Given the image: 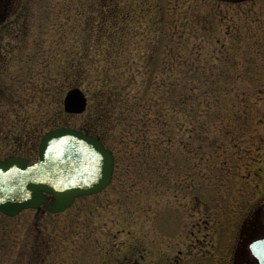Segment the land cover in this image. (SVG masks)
I'll use <instances>...</instances> for the list:
<instances>
[{"label":"rangeland","instance_id":"obj_1","mask_svg":"<svg viewBox=\"0 0 264 264\" xmlns=\"http://www.w3.org/2000/svg\"><path fill=\"white\" fill-rule=\"evenodd\" d=\"M73 88L82 114L65 111ZM61 127L102 139L113 181L63 213H0V264H249L235 250L264 204V0H3L0 160L37 161Z\"/></svg>","mask_w":264,"mask_h":264},{"label":"water","instance_id":"obj_2","mask_svg":"<svg viewBox=\"0 0 264 264\" xmlns=\"http://www.w3.org/2000/svg\"><path fill=\"white\" fill-rule=\"evenodd\" d=\"M87 105L80 88L68 91L64 99L68 114H82ZM114 169V154L100 140L73 128L50 131L42 138L39 161L20 156L0 160V212L15 217L42 206L53 214L65 212L78 197L103 192L113 180ZM251 250L258 264H264V239Z\"/></svg>","mask_w":264,"mask_h":264},{"label":"flooded vegetation","instance_id":"obj_3","mask_svg":"<svg viewBox=\"0 0 264 264\" xmlns=\"http://www.w3.org/2000/svg\"><path fill=\"white\" fill-rule=\"evenodd\" d=\"M2 1L3 0H0V2ZM7 15H8V10H5V13L2 14L1 16L4 19H6ZM245 223L246 221L244 222V224ZM246 224H248V222ZM246 227L247 225L244 226V229H246ZM250 230L251 233H249ZM245 232L249 235V237H247V234L245 236L243 235L242 240L239 241V250H237L238 248L236 247L235 254L236 256L238 255V256L246 257L248 259L249 264H257L256 260L252 256L250 246L255 240L264 237V220H263L262 211L257 212V216L250 222V227ZM180 253L182 252L180 251ZM179 258L180 255H178V258L175 260L176 263L180 262Z\"/></svg>","mask_w":264,"mask_h":264},{"label":"trees","instance_id":"obj_4","mask_svg":"<svg viewBox=\"0 0 264 264\" xmlns=\"http://www.w3.org/2000/svg\"><path fill=\"white\" fill-rule=\"evenodd\" d=\"M87 133H88V132H87ZM89 134H90V133H89ZM93 134H94V133H93ZM93 134H91V135H93ZM98 137H101V136L98 135ZM101 140H102V139H101Z\"/></svg>","mask_w":264,"mask_h":264}]
</instances>
